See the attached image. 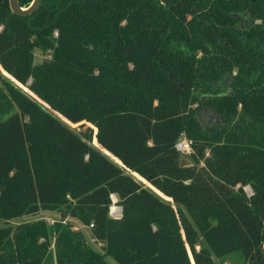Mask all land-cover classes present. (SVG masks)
Listing matches in <instances>:
<instances>
[{
	"label": "trees",
	"instance_id": "obj_1",
	"mask_svg": "<svg viewBox=\"0 0 264 264\" xmlns=\"http://www.w3.org/2000/svg\"><path fill=\"white\" fill-rule=\"evenodd\" d=\"M0 67L28 91L0 88V221L64 207L118 264H264V0H0ZM0 264L110 263L39 219L0 226Z\"/></svg>",
	"mask_w": 264,
	"mask_h": 264
},
{
	"label": "rangeland",
	"instance_id": "obj_2",
	"mask_svg": "<svg viewBox=\"0 0 264 264\" xmlns=\"http://www.w3.org/2000/svg\"><path fill=\"white\" fill-rule=\"evenodd\" d=\"M242 20L246 21L245 17H241ZM36 54V63H40L42 62L45 58L50 57V52H44L40 49H36L35 51ZM6 77H8L10 80H12L14 82L13 79H11V77H9L6 72L0 67V88L4 87V80L6 79ZM20 89H23L25 92H28L26 89H24V87H22L21 85H19L18 83L14 82ZM16 111V108L9 114L3 115L2 113H0V119H4L7 116H9L10 114H12L13 112ZM203 117L205 119V121L207 122V124H212L214 122H217L219 120L218 116L212 112L211 110L205 109L202 111ZM62 119V118H61ZM64 120V119H62ZM65 121V120H64ZM69 127L74 130L77 133H83L84 131L87 130V128L89 126H91V124L89 123H69L67 121H65ZM190 141L188 140L186 137H182L181 141ZM95 146H97L98 148H100L98 145H96L94 143V139L92 142ZM101 149V148H100ZM183 153V159H182V163L183 164H192L193 160L190 157V152H182ZM141 182L145 185L148 186L144 181L141 180ZM245 190L247 191L248 194L252 193L251 187L250 186H246ZM117 198V196H116ZM116 205L117 207L121 208V215L116 217L110 214L111 217L113 218H121L122 217V207L117 204V202L112 203L111 206ZM173 206H176L173 203ZM39 219H44L45 221H47L48 224H53L56 221H63V222H68L71 223L73 225V229L75 230H81L85 236V239L87 241V243L93 248L95 249L97 252H99L100 254H102L105 259L110 263V264H118L112 257L108 256L104 249H103V243L98 241L94 235L92 234L91 231V227L85 226L83 225L78 219L76 218H72L70 216H68L66 214L65 208L62 207L59 210H40L37 213L34 214H26L23 215L21 217H17L8 221H0V226H15L17 224L23 223V222H27V221H34V220H39ZM217 264H246L242 255L240 254H232L229 255L227 258H225L224 260L222 259H218L215 258Z\"/></svg>",
	"mask_w": 264,
	"mask_h": 264
},
{
	"label": "built area",
	"instance_id": "obj_3",
	"mask_svg": "<svg viewBox=\"0 0 264 264\" xmlns=\"http://www.w3.org/2000/svg\"><path fill=\"white\" fill-rule=\"evenodd\" d=\"M177 148L182 151V152H190L191 151V144L189 141H181L177 144ZM113 198V203L117 202L116 195L112 196ZM110 214L113 216H120L121 215V208L117 207L116 205H113L110 207Z\"/></svg>",
	"mask_w": 264,
	"mask_h": 264
},
{
	"label": "water",
	"instance_id": "obj_4",
	"mask_svg": "<svg viewBox=\"0 0 264 264\" xmlns=\"http://www.w3.org/2000/svg\"><path fill=\"white\" fill-rule=\"evenodd\" d=\"M41 1L42 0H34L32 2V4L27 8H23V7L19 6L17 0H10V5H11V8L15 12H17L19 14H28V13L35 11L38 8V6L40 5Z\"/></svg>",
	"mask_w": 264,
	"mask_h": 264
}]
</instances>
